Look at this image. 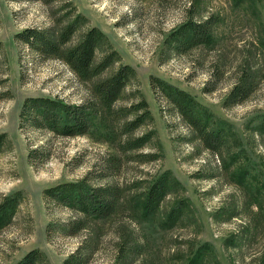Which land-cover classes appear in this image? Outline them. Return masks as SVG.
I'll list each match as a JSON object with an SVG mask.
<instances>
[{"label": "rangeland", "instance_id": "374dc122", "mask_svg": "<svg viewBox=\"0 0 264 264\" xmlns=\"http://www.w3.org/2000/svg\"><path fill=\"white\" fill-rule=\"evenodd\" d=\"M77 16L79 24L65 48L79 43L90 28L105 36L94 63L109 51L136 76L117 107L140 98L152 121L136 135L153 132L139 152L124 157L120 171L92 179L106 154L116 150L89 137L61 138L20 121L28 97H51L78 104L90 83L80 81L58 58H42L17 34L25 29L55 33ZM216 20L210 47L177 51L169 36L187 21ZM250 73L255 89L242 104L224 99L241 73ZM155 77L187 92L232 125L234 139L219 152L201 145L192 129L156 88ZM264 0H0V203L19 192L10 221L0 228V264H15L37 249L38 264H62L79 254L85 264H187L202 255L203 264H264ZM38 158L31 160L29 151ZM45 150L49 156L44 157ZM154 154L140 160L134 155ZM235 155L231 161V157ZM170 171L179 187L165 197L156 216L143 219L132 203L144 186ZM91 177L93 186L116 184L121 196L105 220H84L77 232L61 226L83 221L75 211L47 199L43 191L63 182ZM243 180L240 182V180ZM180 200L187 206L171 229L165 216ZM205 248V251H201Z\"/></svg>", "mask_w": 264, "mask_h": 264}, {"label": "trees", "instance_id": "16d2710c", "mask_svg": "<svg viewBox=\"0 0 264 264\" xmlns=\"http://www.w3.org/2000/svg\"><path fill=\"white\" fill-rule=\"evenodd\" d=\"M77 16L61 31L49 33L39 29H25L17 34L18 40L27 45L36 56L58 58L71 72L83 82L90 83L88 94L78 104L66 103L57 98L37 96L25 98L21 104L20 121L32 129L43 131L61 138L89 137L102 142L115 154H106L101 171L92 176L95 180L113 177L120 171L125 156L139 152L150 142L153 132L136 135L137 130L152 121L148 103L142 97L128 106L117 107L124 89L136 76L129 65H119L108 76L101 77L113 64L119 61L116 51H109L94 63L95 52L103 44L105 36L98 28L87 30L79 43L65 48L79 24ZM216 20L212 17L202 22L187 21L169 36L168 42L177 51L194 47H210L215 40L212 34ZM150 85L168 100L182 120L192 129L204 149L221 152L230 139H234L232 125L220 119L208 107L200 104L187 92L155 77L150 78ZM255 82L250 73H241L235 85L224 99L226 106L244 103L255 89ZM258 131L264 133V123ZM6 142V135L0 134V154ZM49 153L44 152L47 159ZM140 160L153 159L154 154L140 153L134 155ZM29 158L36 160V150L29 151ZM236 158L231 157V161ZM88 175L76 182H63L44 189V196L54 203L75 211L83 221L61 226L64 233L77 232L84 226V220H105L115 211L121 196V189L116 184L107 183L93 186L89 184ZM243 180L241 179L240 182ZM179 187V182L170 171H164L147 183L136 194L132 203L139 216L152 219L166 196ZM19 192L6 197L0 203V228L6 225L18 206ZM186 204L183 200L176 203L165 216L162 226L173 228L183 217ZM202 248L201 251H205ZM43 258L41 251H28L15 264H38ZM62 264H85L79 254H71ZM187 264H203L202 255L188 260Z\"/></svg>", "mask_w": 264, "mask_h": 264}]
</instances>
